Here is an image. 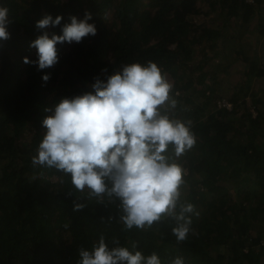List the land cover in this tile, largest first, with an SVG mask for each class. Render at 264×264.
I'll return each mask as SVG.
<instances>
[{
    "label": "trees",
    "instance_id": "16d2710c",
    "mask_svg": "<svg viewBox=\"0 0 264 264\" xmlns=\"http://www.w3.org/2000/svg\"><path fill=\"white\" fill-rule=\"evenodd\" d=\"M263 2L0 0V7L8 8L10 33L0 40V264H78V249H91L101 235L109 247L113 238L128 247L137 241L136 250L145 256L155 252L161 264L176 257L184 264H264V100L249 92L253 79L264 80V62L240 43L234 54L246 64L248 84L230 94L206 82L205 71L217 55L215 41L225 47L234 38L223 29L234 18L251 23ZM86 10L95 35L58 43L52 67L24 63V57L37 60L30 42L44 33L61 34L70 16L83 19ZM46 14L61 16L60 25L37 28ZM217 19L221 22L213 25ZM254 28L264 33L260 22ZM149 60L173 83L178 105L170 114L190 119L197 139L176 161L187 173L182 199L199 212L181 243L171 233V219L146 232L124 231L116 204L107 198L97 204L81 197L86 206L73 211L82 194L69 177L32 164L45 131L42 120L62 98L92 91L97 78L106 81L124 64ZM240 94L250 102L243 98L236 115ZM224 99L230 108L221 105Z\"/></svg>",
    "mask_w": 264,
    "mask_h": 264
},
{
    "label": "clouds",
    "instance_id": "9594fccd",
    "mask_svg": "<svg viewBox=\"0 0 264 264\" xmlns=\"http://www.w3.org/2000/svg\"><path fill=\"white\" fill-rule=\"evenodd\" d=\"M61 19L46 14L36 21V27H55ZM69 19L61 34L49 37L44 33L30 42L37 50V60L24 57V63H36L39 69L52 67L58 62V43H79L96 34L95 26L87 22L91 19L87 10L83 19ZM8 23V8L0 7V40L10 38ZM48 78L42 77L44 81ZM91 88L62 98L42 120L45 131L32 164L69 177L73 188L82 194L76 197L73 211L86 206L79 202L81 197L97 204L107 198L116 204L124 231L146 232L171 219L176 242L187 240L191 217H198L199 212L182 199L187 173L176 161L194 148L197 139L190 119L182 121L170 114L178 105L172 95L173 83L149 60L124 64L106 81L97 78ZM137 244L132 241L130 247L121 246L113 238L109 247L101 235L91 249H78V264H161L155 252L145 256L136 250ZM171 264H184V260L176 257Z\"/></svg>",
    "mask_w": 264,
    "mask_h": 264
},
{
    "label": "rangeland",
    "instance_id": "374dc122",
    "mask_svg": "<svg viewBox=\"0 0 264 264\" xmlns=\"http://www.w3.org/2000/svg\"><path fill=\"white\" fill-rule=\"evenodd\" d=\"M258 8L261 9L256 12V18L251 23H248V25L247 23H242L239 18H234L232 19L231 25L223 29L224 36L228 34H233L234 36L227 43V46H222V40L215 41L217 55H215L213 63H209L205 68L207 74L206 82L211 83V81H214L213 86L217 88L220 94H230L234 91L240 92V88L246 87L248 84L246 78L243 76V70L246 64L241 59H237L234 54L235 50L240 46V43L244 44L245 53L251 55L253 50H255L264 62V33H260L258 29L254 28L255 23L260 22L264 25V2ZM211 16H213V13ZM221 17L223 16L221 15ZM219 22H221L220 19H217L212 24L216 25ZM211 54L212 52L208 50V55ZM221 60L222 62H220ZM250 91L256 92L264 100V80L253 79L251 81ZM243 98L249 104L250 97L244 95ZM243 98L238 99L236 115L244 107V103H242ZM226 100L228 99H224V101Z\"/></svg>",
    "mask_w": 264,
    "mask_h": 264
},
{
    "label": "built area",
    "instance_id": "2783aa9c",
    "mask_svg": "<svg viewBox=\"0 0 264 264\" xmlns=\"http://www.w3.org/2000/svg\"><path fill=\"white\" fill-rule=\"evenodd\" d=\"M221 105H225V106H227L228 108L231 107V104L228 103L227 101H224V100L221 102Z\"/></svg>",
    "mask_w": 264,
    "mask_h": 264
}]
</instances>
